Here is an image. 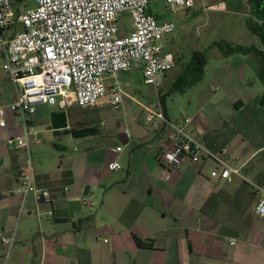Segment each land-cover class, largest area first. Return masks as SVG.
I'll return each mask as SVG.
<instances>
[{
  "label": "crops",
  "instance_id": "crops-1",
  "mask_svg": "<svg viewBox=\"0 0 264 264\" xmlns=\"http://www.w3.org/2000/svg\"><path fill=\"white\" fill-rule=\"evenodd\" d=\"M213 59L191 104L171 113L167 98L165 114L173 122L190 116L195 139L213 153L225 150L249 182L211 178L218 165L207 157L164 172L157 162L164 137L152 127L129 124L107 146L96 142L101 135L76 138L69 131L88 125L76 122L81 115L69 123L71 107L53 102L39 105L32 121L35 182L51 199L29 197L18 221L24 153L8 139L22 126L9 109L16 88L0 50V239L15 231L17 240L8 259L0 241V264H264V217L249 184L264 185V66L219 48ZM114 161L122 170L109 169Z\"/></svg>",
  "mask_w": 264,
  "mask_h": 264
},
{
  "label": "built area",
  "instance_id": "built-area-1",
  "mask_svg": "<svg viewBox=\"0 0 264 264\" xmlns=\"http://www.w3.org/2000/svg\"><path fill=\"white\" fill-rule=\"evenodd\" d=\"M32 1L34 8H23L26 0H0L2 71L16 88L9 109L22 126L21 135L8 139L10 148L24 153L16 189L21 199L18 221L29 197L37 202L51 199L50 191L35 182L32 144L37 132L32 121L37 107L55 102L63 110L77 106L119 111L124 101L131 98L119 79L120 74L135 67L140 68L144 83L158 90L175 64L174 54L160 42L175 31L176 25L172 21H159L149 7L163 3L172 9L188 10L194 5V0ZM201 2L205 11L224 6L222 2L212 4V0ZM124 13L131 17L130 30L119 23ZM10 30L12 34L7 33ZM142 107L146 124L163 134L157 162L164 172L180 171L185 165L207 157L218 165L211 171V178L232 182L239 177L247 181L242 168L227 158L225 150L213 153L195 139L190 116L171 121L158 94L155 103ZM5 125L1 118L0 126ZM121 150V146L116 148ZM122 168L117 161L109 164L111 171ZM249 184L257 196L256 216L263 218L264 185ZM0 241L8 259L17 243L15 231L2 236Z\"/></svg>",
  "mask_w": 264,
  "mask_h": 264
},
{
  "label": "rangeland",
  "instance_id": "rangeland-1",
  "mask_svg": "<svg viewBox=\"0 0 264 264\" xmlns=\"http://www.w3.org/2000/svg\"><path fill=\"white\" fill-rule=\"evenodd\" d=\"M217 1L222 2L224 6L213 11H205V5L201 0H194L193 7L188 10L172 9L163 3L151 4L149 10L159 21H172L176 25L175 31L167 39L160 42L164 49L173 53L175 57V64L166 73L162 86L156 90L152 86L146 85L141 75L142 72L133 68L129 72L120 74L119 77L131 97L124 101L119 111L110 108H80L74 106L68 111L69 123L73 122L74 116L81 115V117H78L79 119H75L76 122H80L81 125L97 126V136H101H98L96 142L104 146L116 142V134L123 132L129 124L135 123L149 131L151 125L145 122L142 106L147 107L149 104L155 103L157 94L161 96L170 91V86L176 76L186 69L195 51H202L207 57L205 76L201 83L204 84L210 67L215 63L213 54L218 52V47L214 44L220 42L246 46L251 42L256 43V45L259 44L247 28L249 21L256 22L250 11L249 0ZM217 1L214 0V4H218ZM34 7L35 3L32 0H26L23 5V8ZM119 23L130 30V15L124 13L119 18ZM18 30H21V28L18 27ZM7 33L12 34V30ZM200 87L195 86L187 89L184 93H175L168 97L167 108L169 111L180 114V109L191 104L193 93Z\"/></svg>",
  "mask_w": 264,
  "mask_h": 264
},
{
  "label": "trees",
  "instance_id": "trees-1",
  "mask_svg": "<svg viewBox=\"0 0 264 264\" xmlns=\"http://www.w3.org/2000/svg\"><path fill=\"white\" fill-rule=\"evenodd\" d=\"M249 3L250 11L254 19H256V22L249 21L248 27L252 35L262 46V49H259L255 45L243 46L239 44L233 45L222 42L216 43L214 45L219 48L224 56L252 54L259 58L261 64L264 66V0H249ZM206 64V54L202 51H195L186 69L176 76L174 82L170 86V91L167 94H162L161 96L159 95L164 112L166 100L169 96L175 93H184L187 89L197 86L202 81L205 74ZM97 132V126L94 125L83 126L69 131V133L76 138L92 136L97 134ZM135 241L140 247L151 248L153 246L152 242H144L136 237Z\"/></svg>",
  "mask_w": 264,
  "mask_h": 264
}]
</instances>
